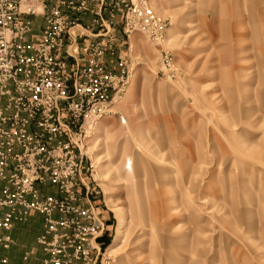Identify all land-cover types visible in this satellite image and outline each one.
I'll return each instance as SVG.
<instances>
[{"label":"rangeland","instance_id":"1","mask_svg":"<svg viewBox=\"0 0 264 264\" xmlns=\"http://www.w3.org/2000/svg\"><path fill=\"white\" fill-rule=\"evenodd\" d=\"M149 5L165 30L114 28L131 75L81 145L94 264H264V0ZM113 205L128 222L107 257Z\"/></svg>","mask_w":264,"mask_h":264},{"label":"built area","instance_id":"2","mask_svg":"<svg viewBox=\"0 0 264 264\" xmlns=\"http://www.w3.org/2000/svg\"><path fill=\"white\" fill-rule=\"evenodd\" d=\"M84 12L107 24L80 62L68 46ZM36 15L43 16L37 34ZM116 22L126 38L132 31L159 37L166 27L149 0H0V244L12 242L3 230L39 212L41 264H94L100 250L105 224L81 194L88 188L81 145L113 112L131 75L130 57L121 53L130 43L117 36Z\"/></svg>","mask_w":264,"mask_h":264},{"label":"crops","instance_id":"3","mask_svg":"<svg viewBox=\"0 0 264 264\" xmlns=\"http://www.w3.org/2000/svg\"><path fill=\"white\" fill-rule=\"evenodd\" d=\"M103 16L105 18L107 14L104 12ZM78 17V22L70 27V33L75 40L69 44L68 51L78 61L83 62L85 46L95 39L96 33L104 30V23L107 24V20L104 19V23L99 20L94 21V15L89 12L80 13ZM41 23V19L34 20L33 32L35 34L39 32ZM114 25L115 27L120 26L118 23ZM110 63L113 64V60ZM47 190L51 191L53 188L48 187ZM102 217L106 218L104 213ZM43 227V214L32 212L25 219L15 221L10 229L3 230L1 233H8L12 242L7 248L0 244V264H41L45 253L37 242V236L42 232Z\"/></svg>","mask_w":264,"mask_h":264},{"label":"bare ground","instance_id":"4","mask_svg":"<svg viewBox=\"0 0 264 264\" xmlns=\"http://www.w3.org/2000/svg\"><path fill=\"white\" fill-rule=\"evenodd\" d=\"M84 144V143H83ZM83 147V145H82ZM112 211H114L119 217L117 219L116 227H115V236L114 241L111 247L106 250L107 257L113 256L122 250L123 241L125 239V231L124 228L127 224V218L124 217L122 211L117 206L113 205L111 207Z\"/></svg>","mask_w":264,"mask_h":264}]
</instances>
